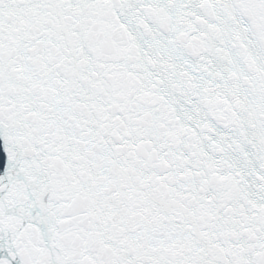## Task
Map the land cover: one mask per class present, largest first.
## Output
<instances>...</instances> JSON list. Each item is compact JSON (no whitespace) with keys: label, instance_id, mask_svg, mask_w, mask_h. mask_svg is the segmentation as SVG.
<instances>
[{"label":"snow or ice","instance_id":"6c2138e0","mask_svg":"<svg viewBox=\"0 0 264 264\" xmlns=\"http://www.w3.org/2000/svg\"><path fill=\"white\" fill-rule=\"evenodd\" d=\"M0 264H264V0H0Z\"/></svg>","mask_w":264,"mask_h":264}]
</instances>
